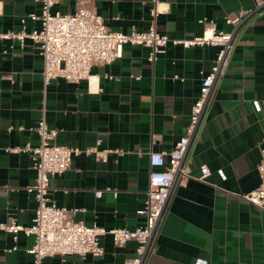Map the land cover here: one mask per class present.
<instances>
[{
  "label": "crops",
  "instance_id": "obj_1",
  "mask_svg": "<svg viewBox=\"0 0 264 264\" xmlns=\"http://www.w3.org/2000/svg\"><path fill=\"white\" fill-rule=\"evenodd\" d=\"M258 1V0H257ZM77 0H61L53 12H73ZM114 31L146 30L151 24L147 0H92ZM256 0H159L157 29L170 37L198 36L199 22L213 19L230 32L226 16L250 9ZM36 0H0V34L32 32L40 26L29 14L40 13ZM219 46L183 48L169 43L152 64L149 49L126 44L123 57L96 65L99 92L86 80L63 78L45 86L43 59L31 38L23 42L0 37V222L9 218L29 226L37 203L27 187L34 183L33 154L7 148L39 144L32 129L42 116L58 129L57 142L85 150L120 148L100 159L95 153L74 156L72 166L50 178V196L59 205L80 208L76 219L87 225L135 228L145 216L149 153L168 152L185 133L199 96L203 73L215 63ZM23 127V129H19ZM264 146V15L248 24L237 39L225 74L216 83L201 136L194 144L190 167L205 180L190 179L170 196L148 264H264V210L241 194L260 183L257 170ZM103 191L101 198L96 196ZM34 244L20 231L0 230V264H33L27 250ZM104 254L55 255L43 264H124L136 254L137 242L114 245L101 238Z\"/></svg>",
  "mask_w": 264,
  "mask_h": 264
},
{
  "label": "built area",
  "instance_id": "obj_2",
  "mask_svg": "<svg viewBox=\"0 0 264 264\" xmlns=\"http://www.w3.org/2000/svg\"><path fill=\"white\" fill-rule=\"evenodd\" d=\"M41 4V12L31 13L33 20L40 26L32 32H9L0 34L4 38H16L23 42L31 38L38 44L43 59V81L47 86L52 80L63 78L69 82L86 80L90 92H99V76L93 73L96 65H109L123 57L126 44L141 45L149 49L148 60L154 64L164 54L169 43L183 48L193 46H219L215 63L208 72L203 73L199 96L196 98L185 133L168 152L149 153L148 190L144 206L137 213L145 216V222L135 228H107L87 225L84 220L76 219L83 211L80 208L59 206L50 196V178L62 174L72 166L74 156L83 152L95 153L105 160L113 152L123 155L120 148L99 150L102 141L82 150L57 142L58 129L49 126L46 118L45 102L42 116L32 129L39 137V144L30 143L24 147L7 148L9 151H30L33 168L36 171L34 183L27 187L37 203L33 222L29 226L17 224L9 218L0 222V230L13 233L15 238L22 231L34 239L28 248L33 255V264H43V260L55 255H87L95 257L104 254L101 238L111 236L114 245L122 247L129 241L137 242L136 254L127 258L124 264H148L155 251V242L160 230L170 196L176 186L185 185L190 179L205 180L210 174L207 164H202L199 174H193L190 162L194 144L201 136L205 116L209 109L213 89L225 74L235 50L237 39L256 17L264 15V0H256L250 9H241L226 16V22L233 25L230 32L217 28L213 19L203 17L199 20L206 25L201 35L177 38L161 33L157 29V19L161 11L157 8L159 0L151 3V24L146 30L133 28L130 33L114 31L92 5V0H77L73 12H53V7L61 0H36ZM23 129V127H19ZM259 186L248 193L241 194L251 204L264 210V146L257 167ZM102 190L96 192L101 198Z\"/></svg>",
  "mask_w": 264,
  "mask_h": 264
}]
</instances>
